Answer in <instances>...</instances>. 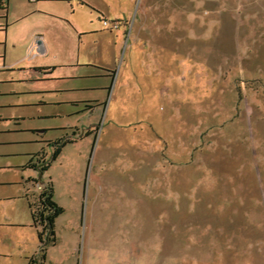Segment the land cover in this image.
Returning <instances> with one entry per match:
<instances>
[{
  "label": "rangeland",
  "instance_id": "obj_1",
  "mask_svg": "<svg viewBox=\"0 0 264 264\" xmlns=\"http://www.w3.org/2000/svg\"><path fill=\"white\" fill-rule=\"evenodd\" d=\"M149 3V17L174 16L152 39L175 55L141 46L132 62L122 46L103 78L70 76L105 74L95 65H11L40 55L25 50L36 26L69 42L68 29L36 14L8 26L0 9V264L39 250L25 195L40 173L22 167L57 140L70 142L43 178L64 212L43 264H264V0ZM143 6L133 32L155 30L139 26ZM125 71L129 97L111 91L108 115L74 103L102 95L75 87H114L119 73L120 87Z\"/></svg>",
  "mask_w": 264,
  "mask_h": 264
},
{
  "label": "crops",
  "instance_id": "obj_2",
  "mask_svg": "<svg viewBox=\"0 0 264 264\" xmlns=\"http://www.w3.org/2000/svg\"><path fill=\"white\" fill-rule=\"evenodd\" d=\"M142 1L143 0H0V9L4 10L3 15L4 18L7 17L8 26L11 22H18L27 18L29 15L36 14L42 18L50 17L60 20V22L66 24L64 25L66 27L63 28L69 30L66 31L69 35L68 42L66 38L59 39L53 29H47L48 27L43 25L36 26L29 35V43H27L25 50L30 47L33 48V50L35 48L40 55L32 59L28 52L11 65H23V63H27L28 65H43L45 67L48 65H61L62 67H64V65H95L103 70L105 74L101 73L95 75L93 73L84 74V72H82L70 76L85 77L87 75H92L94 77L103 78L111 76V68L107 65L115 64L120 55L122 46H126V50H130V59L132 62L137 61L136 57L143 47L150 49L154 48L157 49V51H162L165 48L168 55L170 48L173 52L174 47L171 38L167 37V40H165L166 43L158 39L153 41L152 38L159 35L160 30H164L163 26H166V24H163L164 18L173 19L174 16L157 15L149 17L148 12L151 9L149 2L157 0H145V3H142ZM137 2L140 6L141 4L144 5L140 12L141 17L139 26L151 20V25L153 27L155 26L154 31L151 28L146 31L145 29L138 28L133 32L132 28L134 24L131 19L135 14ZM25 4L27 5L26 7H24ZM153 7L158 13L161 10V6L159 5L156 6L155 4ZM103 20L117 21L120 23V26L116 30L105 28L102 25ZM129 28L132 31L130 30L129 32ZM144 34L150 36V39L147 40L144 38ZM178 44H181L182 47H178L179 53L185 54L183 30L181 32V42ZM174 51H176L175 47ZM173 53L175 55V52ZM129 67L130 65H127L125 68L128 70ZM127 72L128 71H125L123 83L120 87L118 86L120 73L118 74V81H116L114 87L113 85L110 86L108 81L92 84L86 83L83 86L75 87V89L79 88L80 90L99 91L102 95L100 98H83L75 100L74 103L96 102V105L88 106V108H93L100 114L107 113L108 115L112 107L111 102L113 101L111 100L107 107L105 99L108 98L111 91L113 99L116 95L115 104L122 101V98L127 100L129 97L128 90H126L128 86H125ZM106 91H108V93H106ZM41 157L45 159L44 154H33L27 165L22 167V170H36L30 168V165L32 163L34 164L35 159ZM28 179L31 181V179L36 178L30 177ZM25 196L27 197L30 214V201L28 200V196Z\"/></svg>",
  "mask_w": 264,
  "mask_h": 264
},
{
  "label": "trees",
  "instance_id": "obj_3",
  "mask_svg": "<svg viewBox=\"0 0 264 264\" xmlns=\"http://www.w3.org/2000/svg\"><path fill=\"white\" fill-rule=\"evenodd\" d=\"M67 142H70V140L55 141L54 151L50 160L46 161L41 157L35 159L34 164L32 163L30 165V168L36 169L40 173L39 178L31 179V182L36 185L39 183L43 187L39 190L38 195L35 197V201L29 202L32 226L37 230L39 250L29 257L28 264H43L46 246L55 245L58 240L55 233V222L64 210L54 202L53 184L50 179H44L43 175L50 167L51 162L56 160L62 147H64Z\"/></svg>",
  "mask_w": 264,
  "mask_h": 264
},
{
  "label": "built area",
  "instance_id": "obj_4",
  "mask_svg": "<svg viewBox=\"0 0 264 264\" xmlns=\"http://www.w3.org/2000/svg\"><path fill=\"white\" fill-rule=\"evenodd\" d=\"M102 25H103V27H105V28H108V29H111V30H116V29L119 28L120 23L117 22V21L103 20V21H102ZM36 187H37V190L39 191V190H41L42 185H41V184H38Z\"/></svg>",
  "mask_w": 264,
  "mask_h": 264
}]
</instances>
